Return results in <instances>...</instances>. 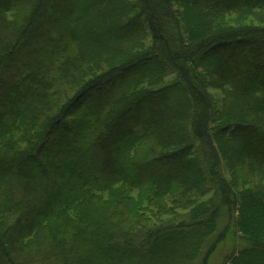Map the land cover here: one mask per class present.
Instances as JSON below:
<instances>
[{"label": "trees", "instance_id": "obj_1", "mask_svg": "<svg viewBox=\"0 0 264 264\" xmlns=\"http://www.w3.org/2000/svg\"><path fill=\"white\" fill-rule=\"evenodd\" d=\"M255 12L0 0V264H208L227 228L220 264H264V26L225 22Z\"/></svg>", "mask_w": 264, "mask_h": 264}, {"label": "rangeland", "instance_id": "obj_2", "mask_svg": "<svg viewBox=\"0 0 264 264\" xmlns=\"http://www.w3.org/2000/svg\"><path fill=\"white\" fill-rule=\"evenodd\" d=\"M225 22L227 24H233L234 26H238V25H251V26H264V12H255L252 14H248V15H238V14H231L225 17ZM209 91L216 96L217 91L213 90V89H209ZM228 173V172H227ZM251 182V179L249 177H246L245 179V185L247 187H249ZM260 186L264 185V181L263 182H259ZM131 193L134 195L135 197V201L133 203L134 207L136 209H138V215H142L145 217V221L147 220H152L154 222V218L156 220V222H160L163 221L168 214L164 213L161 209H160V205L159 203L164 204L165 206L169 207L170 203L172 202V195H167L163 198H156L153 197L151 195L148 194H141L136 192H132ZM141 204V205H139ZM102 207L99 206V209H101ZM106 210L108 212H117L119 210L118 207L115 206H111L109 208H106ZM98 211V210H96ZM175 211L176 209L173 208L172 212ZM182 211V215H184V209L181 210ZM129 214V213H128ZM154 218H153V217ZM64 220V219H62ZM60 221V219H59ZM60 227H62L60 225ZM64 227V224H63ZM226 224L225 222H223L222 224H220V228L222 229V231L224 232L226 230ZM237 234H232L235 235V243L233 242V237L231 236V230L229 228H227V231L225 232V238L223 240V242L221 243V241L219 243H217V246L215 247V249L212 251V253L210 254L209 262L208 264H220V262L223 260V257L229 253L232 250V245H234L235 248H240L241 244L240 240H241V236L239 232H236ZM224 235V233H223ZM239 239V240H238Z\"/></svg>", "mask_w": 264, "mask_h": 264}]
</instances>
